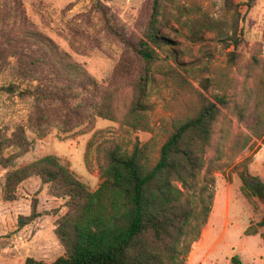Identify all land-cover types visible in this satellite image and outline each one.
Wrapping results in <instances>:
<instances>
[{
  "label": "trees",
  "instance_id": "obj_1",
  "mask_svg": "<svg viewBox=\"0 0 264 264\" xmlns=\"http://www.w3.org/2000/svg\"><path fill=\"white\" fill-rule=\"evenodd\" d=\"M148 18L135 37L126 35L115 22L105 0H89L90 10L122 48L110 76L101 83L57 43L38 29L25 14L22 0H0V95L18 96L28 102V130L43 138L50 127L64 134L84 133L97 118L117 121L133 131H147L146 112L153 109L149 97L152 66L160 50L173 54L170 40L160 33L157 16L161 0H149ZM233 6V0H225ZM256 0H246L247 9ZM195 21L200 19L195 17ZM237 25V24H236ZM196 34V29H193ZM236 33L229 37L233 49L228 65L203 76L193 69L176 68L165 55L161 65L165 84L175 87L173 117L165 125L166 138L154 161L147 143L120 145L96 130L85 148V162L95 157L102 182L90 191L55 155H45L8 171L1 187L4 200H13L23 181L37 177L47 193L64 199L67 211L56 222L54 233L63 254L52 262L27 258L25 264H184L191 244L207 223L214 197V175L204 169L205 154L217 159L236 148L249 149L264 138V63L252 90L237 100V84L230 76L239 59ZM188 75V76H187ZM195 82V83H194ZM236 116L249 135L240 136L229 149V129L222 120ZM106 131V130H105ZM25 128L10 133L0 130L1 164L7 167L29 150ZM239 190L257 208L264 205V180L249 171L247 161L233 166ZM41 213L36 203L20 215L16 231ZM264 215L249 224L245 234L259 233ZM264 242V232H260ZM234 264H242L233 256Z\"/></svg>",
  "mask_w": 264,
  "mask_h": 264
},
{
  "label": "rangeland",
  "instance_id": "obj_2",
  "mask_svg": "<svg viewBox=\"0 0 264 264\" xmlns=\"http://www.w3.org/2000/svg\"><path fill=\"white\" fill-rule=\"evenodd\" d=\"M105 1L110 5L116 24L126 35L135 37L148 18L150 1ZM245 1L233 0L230 7L225 0L160 1L159 31L170 40L168 48L173 58L169 52L160 50L161 59L152 66L149 97L153 109L146 112L147 131H133L117 121L97 118L93 128L84 133L64 134L50 127L43 138H37L28 130L25 119L28 102L15 95H0V130L10 133L17 126H23L30 144L29 150L12 165L3 167L0 163V264H25L29 257L49 263L64 251L54 233L56 222L67 211L64 199L49 196L47 185L40 186L38 178L32 177L17 186L13 200L6 201L1 187L8 171L51 154L66 164L90 191H95L103 176L95 157L92 156L87 165L84 156L86 144L96 130H104L105 136L115 138L124 147L136 141L147 143V155L155 160L166 138L165 125L179 109L176 103L183 97L176 98L173 95L177 93L175 87L165 84L162 57L168 55L169 62L181 71L193 69L209 76L206 70L209 67L223 73L228 65V52L233 49L228 44L229 37L236 33L240 39L239 59L230 76L237 84V100L244 99L243 91L254 88L264 63V0H256L250 9L244 5ZM22 4L26 16L38 29L82 64L96 80L107 81L122 48L98 24L89 0H22ZM195 17L200 21L196 22ZM193 29L198 33L196 37ZM221 124L229 129L228 149L240 136L249 135L245 125L233 114ZM6 155L7 150L0 152V162ZM244 160L249 171L264 180V138L255 142L251 149L228 151L220 160L213 149L205 154L203 171L208 168L214 175V197L202 229L204 235L191 244L184 264H234L233 256L242 264H264V242L260 237L264 227H260L257 234L244 233L249 224L264 215V205L254 208L239 190L240 180L233 166ZM33 202L41 215L16 231L18 216L29 214Z\"/></svg>",
  "mask_w": 264,
  "mask_h": 264
},
{
  "label": "crops",
  "instance_id": "obj_3",
  "mask_svg": "<svg viewBox=\"0 0 264 264\" xmlns=\"http://www.w3.org/2000/svg\"><path fill=\"white\" fill-rule=\"evenodd\" d=\"M201 235H204L203 233H201Z\"/></svg>",
  "mask_w": 264,
  "mask_h": 264
}]
</instances>
